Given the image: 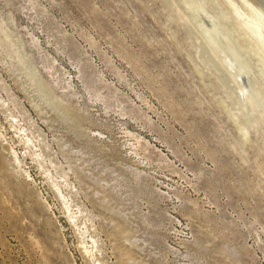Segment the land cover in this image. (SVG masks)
I'll return each mask as SVG.
<instances>
[{
    "label": "rangeland",
    "instance_id": "374dc122",
    "mask_svg": "<svg viewBox=\"0 0 264 264\" xmlns=\"http://www.w3.org/2000/svg\"><path fill=\"white\" fill-rule=\"evenodd\" d=\"M234 21L221 0H0V264H264V51Z\"/></svg>",
    "mask_w": 264,
    "mask_h": 264
},
{
    "label": "bare ground",
    "instance_id": "6f19581e",
    "mask_svg": "<svg viewBox=\"0 0 264 264\" xmlns=\"http://www.w3.org/2000/svg\"><path fill=\"white\" fill-rule=\"evenodd\" d=\"M221 1L225 4V6L229 10V12L232 14L233 18L236 19V21H234L236 29L238 31H240L244 37H246L248 40L250 39V41H252V43L256 44L257 47L259 46L260 49L264 51V0H221ZM205 2H202V3L204 4ZM215 2H216V0H215ZM203 4H201V5L199 4V6H197L196 8H195V4H194V8H193L194 9V15L198 19L196 24L202 32L200 34H203L205 42L208 45L207 47L212 52V53L211 52L210 53L212 55L216 56L217 59H219V62L223 66L226 67L227 71L229 70L228 72H231V74H230L232 76L231 81L233 83H235V80L237 81V79L242 80V75L244 76L246 74L248 68L246 67V65L244 63H241L240 61L237 60L238 59V58H236L237 56L233 55V53L229 54L228 52H226L224 50L225 48H222L223 45H221L220 41L218 40L219 38L217 39V37H219V36H217V34H219L216 30L217 27L212 22L214 19L211 20L209 18V15L208 16L206 15L209 18L208 20H206L205 17L201 16L200 10L203 7L202 6ZM222 15H225V17L228 19H230V17H231L230 15L228 17L227 12H225V11H222ZM217 18H218V16H217ZM219 26H220V24H219ZM220 48H222V49L220 50ZM221 56H224V58ZM242 73H244V74H242ZM235 85H236V88L241 93L246 91L247 87L245 85L244 86H241L239 84H235ZM241 95L243 96V94H241ZM2 104L4 105L5 103H2ZM10 116L12 117V119H14L13 121H15V118L12 115H10ZM11 126L13 127V129H16V131H18L19 133L23 132L21 142H23V144L26 146V149H29V146L32 143V137H30V135L27 134V129H25L23 126H20L16 122H15V124H11ZM32 146H33V144H32ZM42 153L43 152H41V151L37 152V153L34 152L30 155V157H35L36 160H39L40 158H43ZM12 155H13L12 160L17 165V167L19 169H21L20 156H18L17 153L14 151H12L11 156ZM32 160H33V158H32ZM38 164H40V167H42L41 163H38ZM21 171L25 175L24 177H26L27 179L30 178V175L28 174V172H26L23 169H21ZM46 177L48 180L51 181L53 188H56L57 193L60 196L59 198H61L62 206L64 207V209L67 213V218L70 221V223L73 225V227L76 229V232L79 235L80 246L82 247V249L84 250L85 254L88 257L94 258L96 256V252L98 251L97 247H96V241L92 238L93 236H91V237L89 236L90 237L89 239H91V241L87 240V237H88L87 226L83 222L79 223V220L81 221L83 215L80 218V216H77V214L78 213L82 214V211L78 210V212H75L73 209V206H79V205L72 203V200L70 198L68 199L66 196H64L62 191H61L62 187H69L70 186V185H68V183L65 179L66 175L62 174V175H55L54 176L52 174H48V175H46ZM84 219L86 220V218H84ZM81 224H83L84 226L82 227ZM126 255H127V252H126Z\"/></svg>",
    "mask_w": 264,
    "mask_h": 264
}]
</instances>
